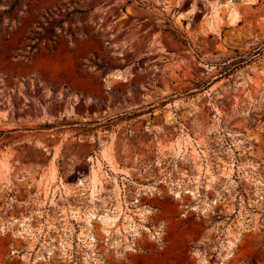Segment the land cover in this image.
Listing matches in <instances>:
<instances>
[{
    "label": "rangeland",
    "instance_id": "obj_1",
    "mask_svg": "<svg viewBox=\"0 0 264 264\" xmlns=\"http://www.w3.org/2000/svg\"><path fill=\"white\" fill-rule=\"evenodd\" d=\"M0 264H264V0H0Z\"/></svg>",
    "mask_w": 264,
    "mask_h": 264
},
{
    "label": "bare ground",
    "instance_id": "obj_2",
    "mask_svg": "<svg viewBox=\"0 0 264 264\" xmlns=\"http://www.w3.org/2000/svg\"><path fill=\"white\" fill-rule=\"evenodd\" d=\"M228 5H229V4H228ZM214 6H215V5H214ZM226 6H227V4H226ZM219 11H220V7L215 6V7H214V15H215V17H216V16H219ZM233 11H234V10H233ZM230 13H232V11H230ZM235 13H236V12H233L234 18L237 17V16L235 17V15L237 14V13H236V14H235ZM178 142H179V141H178ZM182 144H183V145H182ZM182 144L179 142V143L177 144L176 149H179V150L181 149V150H182L184 146L186 147V144H187V145L189 144V142L187 141V142L182 143ZM191 145H192V144H191ZM193 145H194V144H193ZM193 145H192V146H193ZM181 150H180V151H181ZM193 150L196 151V146H193ZM197 151H198V150H197ZM99 162H100V161H99ZM111 163H112V162H111ZM109 164H110V163H109ZM114 166H115V165H114ZM96 173H97V172L94 171V174H96ZM94 177H96V176H94ZM95 180H96V182H97V179H95ZM95 180H94V182L92 181L93 183H91V187H92V188H93V187L95 188V183H96ZM46 183H47V182H46ZM89 183H90V182H89ZM43 184H44V183H43ZM92 184H94V185H92ZM48 185H49V184H48ZM96 186H97V185H96ZM95 189H96V188H95ZM95 192H96V191H95ZM178 196H179V195H178ZM89 216H90V218H92L94 215H89ZM108 219H110V218L108 217ZM108 219H106V221H105V219H104V221L107 222ZM111 220H112V218H111ZM108 221L110 222V220H108ZM112 222H113V221H112ZM107 223H108V222H107ZM228 245H229V248L233 247V246H232V243H228ZM229 250H230V249H229Z\"/></svg>",
    "mask_w": 264,
    "mask_h": 264
},
{
    "label": "trees",
    "instance_id": "obj_3",
    "mask_svg": "<svg viewBox=\"0 0 264 264\" xmlns=\"http://www.w3.org/2000/svg\"><path fill=\"white\" fill-rule=\"evenodd\" d=\"M243 62H245V60L244 59H242L241 61H240V63H243ZM240 66V65H239ZM229 69H227V70H225V73H227V74H229V73H231L233 70H230V72H227ZM92 124H94V123H87L85 126H89V125H92ZM95 125H97V123H95ZM47 128L46 129H48L49 128V126H46ZM98 127V126H97Z\"/></svg>",
    "mask_w": 264,
    "mask_h": 264
}]
</instances>
